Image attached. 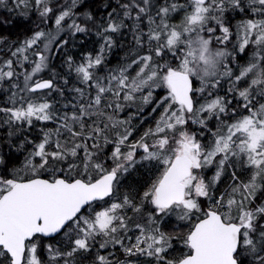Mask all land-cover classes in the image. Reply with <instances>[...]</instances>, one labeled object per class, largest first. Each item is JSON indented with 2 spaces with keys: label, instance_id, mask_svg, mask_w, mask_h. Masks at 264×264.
<instances>
[{
  "label": "snow or ice",
  "instance_id": "obj_1",
  "mask_svg": "<svg viewBox=\"0 0 264 264\" xmlns=\"http://www.w3.org/2000/svg\"><path fill=\"white\" fill-rule=\"evenodd\" d=\"M0 264H264V0H0Z\"/></svg>",
  "mask_w": 264,
  "mask_h": 264
}]
</instances>
